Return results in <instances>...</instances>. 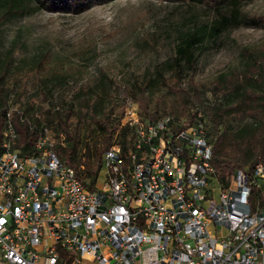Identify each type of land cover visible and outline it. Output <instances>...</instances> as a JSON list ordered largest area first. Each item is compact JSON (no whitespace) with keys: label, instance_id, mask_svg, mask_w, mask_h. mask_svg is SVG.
<instances>
[{"label":"built area","instance_id":"1","mask_svg":"<svg viewBox=\"0 0 264 264\" xmlns=\"http://www.w3.org/2000/svg\"><path fill=\"white\" fill-rule=\"evenodd\" d=\"M0 153V264H264V155L225 180L198 110L194 123L143 119L105 151L94 188L63 164L50 126L23 153L12 103ZM61 140L64 139L60 134ZM101 179V180H100Z\"/></svg>","mask_w":264,"mask_h":264},{"label":"trees","instance_id":"2","mask_svg":"<svg viewBox=\"0 0 264 264\" xmlns=\"http://www.w3.org/2000/svg\"><path fill=\"white\" fill-rule=\"evenodd\" d=\"M102 1L0 0V26L14 17L42 10L79 13ZM166 1L204 4L214 16L209 21L181 31L174 55L157 69L156 78L148 77L142 83L127 84L126 89L137 103L139 116L143 119L155 120L165 114L187 118L185 124L174 125L173 129L191 125L198 110H202L205 118L207 116V134L213 142L211 163L221 174V179L225 180L227 174L231 175L236 169L253 167L264 155V40L240 46L241 69L234 66L218 74L208 84L198 83L194 73L200 55L211 43L241 25H264V13L258 15L244 11L243 3L248 0ZM13 53V50L7 51L5 58L0 60V153L3 151L4 124L7 112L12 108L10 99L13 95L12 103L20 106L12 110V122L17 133L14 148L23 153L34 151L44 127L50 126L57 136L54 150L60 161L75 168L88 187L94 188L105 151L117 139L125 145L130 133L131 128L122 124L125 102H96L91 89L86 87L78 90L62 108L37 104L35 95L22 99L28 93L23 78L29 72H22L19 68L11 71ZM46 61V54H43L37 63L39 71L46 70ZM163 71L170 72L169 76L165 77ZM159 77H162L167 90L155 97L152 87ZM17 86L19 88L16 89ZM208 92L215 101L206 99ZM193 96L203 103L191 111ZM220 97L223 101L218 102ZM90 131H97L98 135L90 139Z\"/></svg>","mask_w":264,"mask_h":264},{"label":"rangeland","instance_id":"3","mask_svg":"<svg viewBox=\"0 0 264 264\" xmlns=\"http://www.w3.org/2000/svg\"><path fill=\"white\" fill-rule=\"evenodd\" d=\"M242 7L248 13L263 14L264 0H248ZM213 16L204 4L166 0H104L79 13L42 10L0 26V60L13 50L11 71L29 72L23 78L28 93L22 99L35 95L37 104L62 108L86 87L96 102L138 106L127 84L156 78L157 69L174 55L181 31ZM262 40L264 25H241L225 32L200 55L195 80L208 84L234 66L243 68L240 46ZM43 54L46 70L39 71L37 63ZM163 72L165 77L170 74ZM152 89L155 97L166 92L162 77ZM206 99L213 101L211 92ZM201 101L193 96L191 111L198 109ZM97 135L90 131L88 137ZM79 264L97 263L94 256L86 255Z\"/></svg>","mask_w":264,"mask_h":264}]
</instances>
